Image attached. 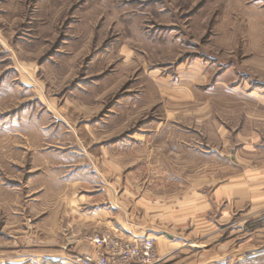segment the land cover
Listing matches in <instances>:
<instances>
[{"label":"rangeland","instance_id":"rangeland-1","mask_svg":"<svg viewBox=\"0 0 264 264\" xmlns=\"http://www.w3.org/2000/svg\"><path fill=\"white\" fill-rule=\"evenodd\" d=\"M95 207L90 242L264 264V0H0V264L82 255Z\"/></svg>","mask_w":264,"mask_h":264},{"label":"built area","instance_id":"built-area-1","mask_svg":"<svg viewBox=\"0 0 264 264\" xmlns=\"http://www.w3.org/2000/svg\"><path fill=\"white\" fill-rule=\"evenodd\" d=\"M95 247L91 254L75 255L71 264H158L160 257L154 241L149 237L97 233L90 238Z\"/></svg>","mask_w":264,"mask_h":264},{"label":"crops","instance_id":"crops-1","mask_svg":"<svg viewBox=\"0 0 264 264\" xmlns=\"http://www.w3.org/2000/svg\"><path fill=\"white\" fill-rule=\"evenodd\" d=\"M238 195H241L240 190H238ZM243 199V198H242ZM241 200V196L240 198H238V201ZM89 214H85L84 216H82L80 218V220L77 222V225L79 227H81V233H82V238H80L78 241L82 242L81 243V247L79 248L80 250V254H91L95 252V247L94 245L88 241V235L95 232L96 230H98V228H100L108 219L107 217L108 214L106 212L102 213V211H100V207H95L93 210H91ZM108 222H111V220L109 219ZM118 225V229H119V233L123 235V237L126 238H131V237H143L145 235V230L143 231H139L136 232L138 230H132V228H120V224ZM87 236V237H86ZM90 236V235H89ZM155 247H156V243L154 242ZM157 248V247H156ZM157 250V249H156ZM66 255H68L67 253L65 255H61V257H63L60 260H55L57 262L55 263H44V264H71L70 262H68V258L65 259L64 257H66ZM49 257V256H48Z\"/></svg>","mask_w":264,"mask_h":264}]
</instances>
